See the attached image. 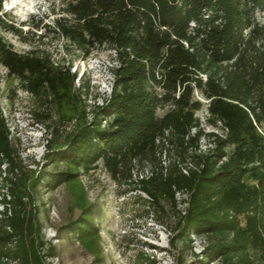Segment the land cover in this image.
Masks as SVG:
<instances>
[{
  "label": "trees",
  "instance_id": "1",
  "mask_svg": "<svg viewBox=\"0 0 264 264\" xmlns=\"http://www.w3.org/2000/svg\"><path fill=\"white\" fill-rule=\"evenodd\" d=\"M64 9L68 15L49 28L64 38L66 52L87 58L109 48L117 64L109 95L90 110L85 105L63 136L65 102L81 98L82 74L73 60L57 62L39 48L19 51L0 33V63L38 98L37 121L50 120L45 157L65 164L50 176L41 168L33 184L47 179L56 188L74 180L76 168L100 163L114 178L133 181L136 162L150 163L151 173L133 189L146 191L159 215L175 212L172 244L193 251L194 236H204L196 254L202 264H264V0H66ZM0 24L22 31L1 15ZM82 83L89 89V81ZM197 92L209 99V120L222 132L202 126ZM203 136L212 141L205 150ZM167 149L175 156L165 165ZM25 167L0 110V177L7 187L0 264H47L56 254L44 242L43 221L28 209Z\"/></svg>",
  "mask_w": 264,
  "mask_h": 264
},
{
  "label": "rangeland",
  "instance_id": "2",
  "mask_svg": "<svg viewBox=\"0 0 264 264\" xmlns=\"http://www.w3.org/2000/svg\"><path fill=\"white\" fill-rule=\"evenodd\" d=\"M65 5L66 0H4L0 11L6 21L22 27V31H13L0 24V33L15 49L48 50L57 62L73 60L72 69L82 74L77 81V86L83 89V93L77 90V94L82 93L81 98L70 97L65 102L63 136L74 128L85 105L90 110L109 95L114 78L112 67L117 64L113 50L109 48L100 49L87 58L77 55L76 49L72 55L66 52L64 38L49 28L58 16L68 15ZM259 18L264 23V13ZM37 21L41 25H36ZM83 80L90 82L89 89L85 90ZM196 95L204 101L197 112L202 126L206 131L222 132L220 122L214 125L209 120V99L200 92ZM39 107L38 98L24 90L19 79L9 75L0 63V110L27 169L24 175L31 191L27 197L28 209L43 221L46 247L55 246L56 254L47 256V264H202L196 254L201 252L205 237L194 236L193 251L184 247L181 241L172 244L175 212L170 210L169 215H159L152 209L151 196L141 189H133L137 178L151 173L153 165L150 163L136 162L133 181L125 176L114 178L100 163L88 171L76 168L80 172L78 176L56 188L51 189L47 179L34 185L33 177L41 168L46 167L50 176L51 172L65 167L64 163L55 165L45 157L52 130L47 124L50 120L42 122L35 118L33 109ZM169 108L170 104L161 106L159 113ZM200 142L203 150L212 144L209 136H203ZM174 156V151L169 149L161 154L165 165ZM47 162L50 163L46 165ZM3 191L6 192L7 187L2 185L0 177V198ZM178 196L182 206L185 194L179 192ZM76 222L83 225V229L75 225Z\"/></svg>",
  "mask_w": 264,
  "mask_h": 264
}]
</instances>
